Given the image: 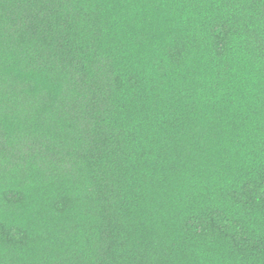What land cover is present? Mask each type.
I'll use <instances>...</instances> for the list:
<instances>
[{"label": "trees", "instance_id": "obj_1", "mask_svg": "<svg viewBox=\"0 0 264 264\" xmlns=\"http://www.w3.org/2000/svg\"><path fill=\"white\" fill-rule=\"evenodd\" d=\"M0 264H264V0H0Z\"/></svg>", "mask_w": 264, "mask_h": 264}]
</instances>
